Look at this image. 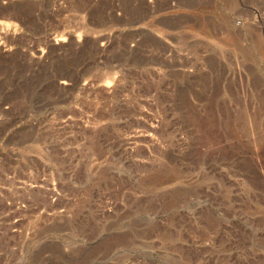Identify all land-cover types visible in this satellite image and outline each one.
<instances>
[{
    "label": "rangeland",
    "instance_id": "1",
    "mask_svg": "<svg viewBox=\"0 0 264 264\" xmlns=\"http://www.w3.org/2000/svg\"><path fill=\"white\" fill-rule=\"evenodd\" d=\"M0 264H264V0H0Z\"/></svg>",
    "mask_w": 264,
    "mask_h": 264
}]
</instances>
